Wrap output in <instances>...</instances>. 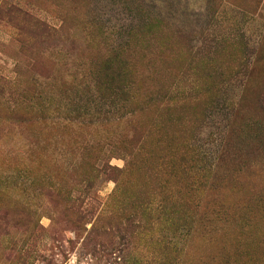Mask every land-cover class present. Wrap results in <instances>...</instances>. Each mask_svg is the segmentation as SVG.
Masks as SVG:
<instances>
[{"label":"rangeland","instance_id":"rangeland-1","mask_svg":"<svg viewBox=\"0 0 264 264\" xmlns=\"http://www.w3.org/2000/svg\"><path fill=\"white\" fill-rule=\"evenodd\" d=\"M0 264H264V0H0Z\"/></svg>","mask_w":264,"mask_h":264}]
</instances>
